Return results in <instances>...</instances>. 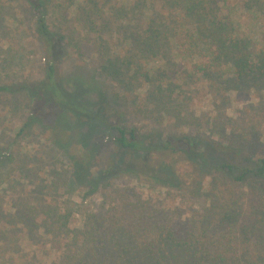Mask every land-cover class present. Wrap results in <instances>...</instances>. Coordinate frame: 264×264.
<instances>
[{
	"label": "trees",
	"instance_id": "16d2710c",
	"mask_svg": "<svg viewBox=\"0 0 264 264\" xmlns=\"http://www.w3.org/2000/svg\"><path fill=\"white\" fill-rule=\"evenodd\" d=\"M24 2L35 17L34 32L44 55V78L0 85V93L25 92L28 97V116L17 136L34 118L42 122L51 113L54 120L43 133L70 162L71 174L66 177L69 188L89 184L87 194L99 186L111 188L110 204L85 208L80 228L72 224L71 214L76 210L69 200L61 202L57 213L47 216H33L28 206H21V211L6 219V232L40 225L43 233L57 242L58 264H264L263 251L250 252L247 246L252 236L264 239V156L255 157L254 162L250 158L237 162L242 155L239 140L222 143L204 136L162 137L142 133L135 126L128 128L121 122L122 113L115 110L118 98L113 93L92 87L79 77L72 92H66L58 76L64 39L77 37L79 44L83 39L93 41L99 57L95 71L125 85L143 79L148 85L147 104L161 112L165 108L178 111L192 91L207 94L217 90V103L222 105L230 100L229 90H264V0ZM239 7L249 24L238 20ZM67 15L77 24L74 29L67 26L64 33ZM55 24L57 30L52 29ZM76 26L81 32L77 33ZM257 111L258 116L264 115V106ZM256 129L252 126L235 133L247 135L249 142ZM245 130L249 132L245 134ZM101 133L113 143L105 159L100 158L101 145L93 140ZM179 158L192 169L187 180L176 166ZM10 159V153L0 152V183L14 174ZM100 164L101 168L92 170ZM122 175L145 177L191 198L210 192V203L204 216L184 218L173 209L141 199L129 188L112 186V181ZM205 175L211 177L209 191L202 188ZM214 175L252 186L253 194L262 195L261 205L246 204L245 193H235L232 201L220 207ZM250 180H257V185L247 184ZM251 198L247 196L246 201ZM215 208L219 210L212 213ZM11 236L14 240L18 235ZM11 242L4 239L2 247L8 250ZM17 259L9 251V263Z\"/></svg>",
	"mask_w": 264,
	"mask_h": 264
},
{
	"label": "rangeland",
	"instance_id": "374dc122",
	"mask_svg": "<svg viewBox=\"0 0 264 264\" xmlns=\"http://www.w3.org/2000/svg\"><path fill=\"white\" fill-rule=\"evenodd\" d=\"M244 13V9L239 7L237 18L247 25L249 22ZM65 19L67 21L66 24H63L64 33H66L67 26L74 29L73 25L77 24L70 15H67ZM52 22V18H50V24ZM34 23L35 17L24 0H0L1 86L25 81L39 82L44 78V55L34 32ZM262 23L264 27V19ZM57 28L58 24L52 25V29L57 30ZM79 32L81 31L78 28L77 33ZM82 35L83 33L80 34V36ZM77 41V37L71 40L65 38L64 44H62L64 47L61 49L58 76L60 85L66 92H72L77 84L76 78L79 77V80L82 79L84 83H92V87L96 86L104 91H110L118 98L115 110L118 114L122 113L121 122L128 128L135 126L142 133H157L162 137L176 134L196 139L195 136H204L222 143L239 140L242 142L240 145L242 155L241 158H236L237 162L249 158L251 162H254L255 157L264 156V115L258 116L257 111L258 107L264 106L263 89L241 93L229 90L227 94H229L230 100L222 105L217 103L220 97L216 96L217 90L207 91V94L192 91L190 95L187 94L189 100L181 103V108L178 107V111H169L165 108L161 112L146 102L145 95L148 89L146 81L140 79L136 84L125 85V83L110 79L98 70L95 71L94 68L98 67L99 57L95 55L93 41L89 42L83 39L82 44ZM117 83L122 84L123 87ZM82 89L89 91L86 86H83ZM89 98L95 100L93 95H89ZM83 100H88V98L84 97ZM27 101L28 97L25 92L0 93V152L11 154L10 165L11 171L14 173L5 182L0 183V230L4 229V231H0V264H13L9 263V251L19 257L14 264H24V262L25 264H58L57 242L45 235L40 225L34 228L19 227L21 228L20 232H6L8 227L5 222L11 216H15L18 210L21 211V206H28L32 210L33 216H47L50 212L57 213L61 202L69 200L71 205H74L73 210L74 208L76 210L71 214L73 216L72 224L76 228H80L85 208L93 209L102 202L109 206L111 188L99 186L89 194H87L89 184L69 188L66 177L71 174L70 162L53 144L48 142L46 132L43 133L44 127L51 125L54 120L51 113L44 116L42 122L37 117L34 118V122L28 124L24 131L17 136L19 128L23 126L28 116ZM173 112L175 113L172 114ZM174 119L178 120L174 121ZM112 120L115 119L112 118ZM252 126H256L257 129L251 133L254 137L249 142H246L247 135L238 136L235 133V131L243 132V128L251 129ZM81 128L82 131L89 133L88 129ZM248 132L245 130V134ZM102 134H97L93 140L101 145L102 155L100 158L105 159L107 154L112 151L113 143ZM176 166L180 168L186 180L188 176H192L190 165L180 158ZM101 167L102 164L95 165L92 170ZM198 178V175L195 176V179ZM210 180L211 177L208 175L202 177L203 190L209 191ZM213 180L216 181L220 207L223 205L225 207L232 201L235 193H245L243 197L246 204L261 205L262 195L258 197L253 194L252 186L236 184L220 175H214ZM248 183L256 186L257 180L247 181ZM112 186L129 188L141 199L147 198L155 205L166 207L169 210L173 209L178 212V216H184V218L204 216L205 208L210 203V192L203 193L197 198H191L183 191L154 184L145 177L138 179L134 176L122 175L112 181ZM211 187H214L213 184ZM250 195L251 200L246 201L247 196ZM218 210L215 208L211 212L216 213ZM37 222H40V218H37ZM17 225L22 224L17 223ZM12 234L18 236L12 240ZM4 239L6 242L12 241L8 250L2 247ZM263 241L264 239L259 235H255L254 238L250 237L247 244L249 251L254 253L263 251L262 253H264Z\"/></svg>",
	"mask_w": 264,
	"mask_h": 264
}]
</instances>
